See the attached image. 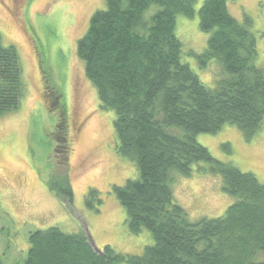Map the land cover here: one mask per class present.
Here are the masks:
<instances>
[{
  "label": "trees",
  "instance_id": "obj_1",
  "mask_svg": "<svg viewBox=\"0 0 264 264\" xmlns=\"http://www.w3.org/2000/svg\"><path fill=\"white\" fill-rule=\"evenodd\" d=\"M197 1L107 0L77 42L100 106L115 112L118 152L139 170L137 179L114 186L126 223L134 234L147 229L154 244L140 256L111 245L96 252L83 232L53 226L30 234L24 264H264V183L217 160L197 141L199 133L217 134L230 124L247 140L261 130L264 67L257 66L256 35L231 14L228 3L235 0H203L198 10ZM196 14L209 39L194 57L201 68L219 62L225 74L216 87L182 60L177 19ZM25 90L19 50L0 34V117L19 108ZM200 162L222 177L224 192L235 201L222 216L193 221L174 199L171 183L174 174L190 176ZM50 189L73 202L68 174L51 181Z\"/></svg>",
  "mask_w": 264,
  "mask_h": 264
},
{
  "label": "rangeland",
  "instance_id": "obj_2",
  "mask_svg": "<svg viewBox=\"0 0 264 264\" xmlns=\"http://www.w3.org/2000/svg\"><path fill=\"white\" fill-rule=\"evenodd\" d=\"M202 3H195L197 10ZM228 4L231 14L256 35L257 66L264 67V0ZM106 7L107 0H0V34L5 45L19 50L26 88L19 108L0 117L2 264H24L30 234L53 226L63 233L83 232L96 252L111 245L117 252L140 256L154 244L147 229L134 234L128 228L114 186L137 179L139 170L119 154L115 112L100 106L97 89L77 54L90 18ZM176 28L183 62L206 85L216 87L225 74L219 62L201 68L194 57L206 50L209 39L199 27L198 14L178 16ZM197 141L217 160L256 174L264 183V122L252 140L230 124L217 134L199 133ZM63 174H68L75 193L70 204L50 189L51 181ZM171 187L193 221L222 216L235 201L224 192L222 177L210 174L202 162L190 176L174 174ZM94 189L98 194L91 197Z\"/></svg>",
  "mask_w": 264,
  "mask_h": 264
},
{
  "label": "flooded vegetation",
  "instance_id": "obj_3",
  "mask_svg": "<svg viewBox=\"0 0 264 264\" xmlns=\"http://www.w3.org/2000/svg\"><path fill=\"white\" fill-rule=\"evenodd\" d=\"M45 87H46V90H47V85H46ZM46 90H45V92H47ZM59 127H61V124H60V123L58 124L57 129H58ZM77 132H78V129H77Z\"/></svg>",
  "mask_w": 264,
  "mask_h": 264
}]
</instances>
